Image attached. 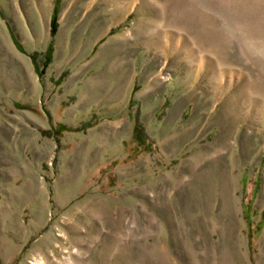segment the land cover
Returning <instances> with one entry per match:
<instances>
[{"label": "rangeland", "instance_id": "1", "mask_svg": "<svg viewBox=\"0 0 264 264\" xmlns=\"http://www.w3.org/2000/svg\"><path fill=\"white\" fill-rule=\"evenodd\" d=\"M36 261L264 264V0H0V264Z\"/></svg>", "mask_w": 264, "mask_h": 264}, {"label": "trees", "instance_id": "2", "mask_svg": "<svg viewBox=\"0 0 264 264\" xmlns=\"http://www.w3.org/2000/svg\"><path fill=\"white\" fill-rule=\"evenodd\" d=\"M58 24H57V17H56V8L53 12V15L50 19V33L51 36H53L57 30ZM51 51H52V45L50 44L47 48L46 51V58H45V66L47 65L48 61L50 60V55H51ZM61 129H64L65 126L63 125H59L58 126ZM134 138L141 143L142 142V138H141V128L140 125L138 123L135 122L134 124ZM244 214H245V219H246V223L247 226L250 227L251 225V220H250V210H249V206H246L244 208Z\"/></svg>", "mask_w": 264, "mask_h": 264}, {"label": "bare ground", "instance_id": "3", "mask_svg": "<svg viewBox=\"0 0 264 264\" xmlns=\"http://www.w3.org/2000/svg\"><path fill=\"white\" fill-rule=\"evenodd\" d=\"M35 264H40V261H36V263Z\"/></svg>", "mask_w": 264, "mask_h": 264}]
</instances>
